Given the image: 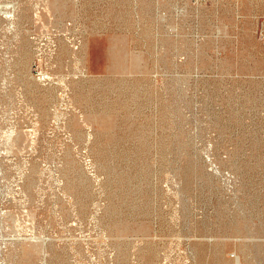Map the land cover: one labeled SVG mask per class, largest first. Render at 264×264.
Listing matches in <instances>:
<instances>
[{
	"label": "rangeland",
	"instance_id": "374dc122",
	"mask_svg": "<svg viewBox=\"0 0 264 264\" xmlns=\"http://www.w3.org/2000/svg\"><path fill=\"white\" fill-rule=\"evenodd\" d=\"M0 154V264H264V0H0Z\"/></svg>",
	"mask_w": 264,
	"mask_h": 264
},
{
	"label": "bare ground",
	"instance_id": "6f19581e",
	"mask_svg": "<svg viewBox=\"0 0 264 264\" xmlns=\"http://www.w3.org/2000/svg\"><path fill=\"white\" fill-rule=\"evenodd\" d=\"M49 10V9H48ZM47 13V12H46ZM41 15V14H40ZM39 20V19H38ZM44 27V26H43ZM45 28V27H44ZM16 30V29H15ZM47 35V34H46ZM49 35V34H48ZM53 38V37H52ZM41 43V42H40ZM39 44V43H38ZM55 46V45H54ZM52 48V47H51ZM47 59V58H46ZM47 61V60H46ZM46 80V79H45ZM66 80V79H65ZM64 80V81H65ZM50 81V80H49ZM61 82V81H60ZM69 92V91H68ZM67 98V97H66ZM66 100V99H65ZM65 102V101H64ZM65 121V120H64ZM61 124V123H60ZM64 124V123H63ZM40 126V125H39ZM35 127V126H34ZM42 129V128H41ZM16 130V129H15ZM16 133V132H15ZM32 136V135H31ZM14 140V139H13ZM31 140V139H30ZM16 141V140H15ZM11 146H13V145H11ZM10 149V148H9ZM1 155V154H0ZM6 156V155H5ZM4 156V157H5ZM20 174V173H19ZM61 189V188H60ZM63 196H64V194H63ZM66 197V196H65ZM69 198V197H68ZM70 199V198H69ZM72 199V198H71ZM96 203V202H95ZM98 204V203H97ZM95 206V205H94ZM96 213V212H95ZM79 219V218H78ZM94 220V219H93ZM3 227V226H2ZM67 232V231H66ZM7 239V238H6ZM81 240V239H80ZM2 242V241H1ZM68 242V241H67ZM68 244V243H67ZM74 244V243H73ZM72 244V245H73ZM85 245H87V244H85ZM104 245V244H103ZM68 246H70V245H68ZM71 248V247H70ZM75 248V247H74ZM77 253V252H76ZM82 264V263H81Z\"/></svg>",
	"mask_w": 264,
	"mask_h": 264
}]
</instances>
